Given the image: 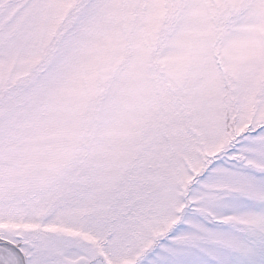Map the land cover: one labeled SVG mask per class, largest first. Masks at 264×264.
<instances>
[{
  "label": "snow or ice",
  "instance_id": "obj_1",
  "mask_svg": "<svg viewBox=\"0 0 264 264\" xmlns=\"http://www.w3.org/2000/svg\"><path fill=\"white\" fill-rule=\"evenodd\" d=\"M0 264H264V0H0Z\"/></svg>",
  "mask_w": 264,
  "mask_h": 264
}]
</instances>
